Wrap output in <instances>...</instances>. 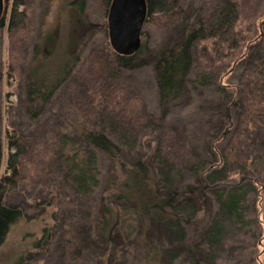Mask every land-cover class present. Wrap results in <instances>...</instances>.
I'll list each match as a JSON object with an SVG mask.
<instances>
[{
  "label": "rangeland",
  "instance_id": "374dc122",
  "mask_svg": "<svg viewBox=\"0 0 264 264\" xmlns=\"http://www.w3.org/2000/svg\"><path fill=\"white\" fill-rule=\"evenodd\" d=\"M14 1L3 0L0 25V177L6 175L7 133L13 130L23 150L17 184L7 190L3 202L18 207L22 217L0 246V264H264V119L255 117L258 122L247 126L246 102L239 95L224 135L215 111L219 76L216 81L213 75L220 68V83L237 87L250 77L258 80L253 74L258 69L264 78V65L258 66L264 62V0H234L240 11L234 28L241 38L239 48L229 52L227 44L217 40L197 42L181 94L167 102L158 99L155 60L184 37L196 18H205L215 0H182L180 16L156 15L145 22L141 64L134 65V58L113 82H105L98 72L99 61H112L115 55L108 39L109 7L102 0H84L81 15L70 8L71 0H22L26 24L10 31ZM48 30L57 39L65 37L52 47L54 57L62 59L63 43L73 33L70 53L77 58L68 79L35 115L26 100V79L35 63L34 46ZM224 54L230 55L225 59ZM110 66L115 69L114 63ZM257 100L264 105V90ZM81 125L104 132L130 155L137 152L157 166L180 167L179 191L193 183L197 164L214 159L207 139L211 133L216 152L233 153L240 177L223 179L205 191L204 204L180 206L158 223L144 224L133 210L114 201L123 228L108 248L94 222L107 160L83 142ZM82 159H92L89 170L98 181L81 192L71 164ZM241 180L238 192L243 197L234 214L223 202L226 185ZM47 226L49 243L35 249Z\"/></svg>",
  "mask_w": 264,
  "mask_h": 264
},
{
  "label": "trees",
  "instance_id": "16d2710c",
  "mask_svg": "<svg viewBox=\"0 0 264 264\" xmlns=\"http://www.w3.org/2000/svg\"><path fill=\"white\" fill-rule=\"evenodd\" d=\"M102 2L109 7L111 0H102ZM181 2L182 0H145L147 12L145 22H151L156 15L180 16L183 10ZM22 5V0L14 1L8 18V30L12 31L25 26L27 14ZM69 6L81 15L84 0H71ZM239 17L238 4L234 0H215L210 13L205 18H196L192 28L185 33L177 44L160 51L154 63V69L157 72V95L160 102H167L180 96L186 75L193 64L191 49L197 42L217 40L222 44H227L229 52L239 48L241 38L234 30ZM2 23L3 19L0 21V25ZM68 34L63 43L62 59L54 57L52 47L58 40L61 43L65 37L57 39V36L48 30L34 46L33 61L35 63L31 66L30 77L26 79L28 88L26 100L33 114L38 112L40 106L53 97L72 71L71 65L77 57L70 53L74 35L73 33ZM141 49L142 46L130 56L115 53L112 61L109 62L100 60L98 72L103 80L105 82L117 80L123 70L129 68L131 63L134 62V58L136 59L134 65L141 64V61H138V57L142 52ZM40 54H42L43 59L40 58L39 61L37 56ZM229 55L224 54L223 57L227 59ZM110 63L115 64V69L109 68L111 67ZM262 65H264V62L261 61L258 66ZM257 71H253V74L254 77H258V80L250 77L248 83L246 82L242 87L220 83V75L223 74L220 72V68L217 69V73H213V75H216L214 76L216 81L219 76L217 81L219 101L215 111H217L218 118L223 122L221 124L223 131L229 128L228 125L231 123L229 120L234 118V112L232 111L237 107L236 103L239 95L246 102L244 104L246 107L245 113L243 114L246 116L243 122H246L247 126L249 122H258V118L264 119V105H259L260 101L257 100L260 97V91L264 90V78L260 77ZM259 81L262 83L259 84ZM257 105L258 107H255ZM221 128H219L220 131ZM228 131L226 129L225 134H223L226 135ZM80 135L89 148L103 153L107 160V173L104 186L98 193L99 203L96 207L97 214L94 222L99 228L98 233L101 239L106 242L108 248L112 246L115 232L123 228L120 224V212L114 201H119L133 210L134 214L137 215V220L144 222V224L163 222L168 220L172 215L171 212L177 210L180 206H190L196 203L204 204L205 191L216 184H221L219 182L228 177L237 179L240 174L233 167L234 155L231 150H223L220 153L215 151L216 137L214 135L211 138V133L207 139L213 144L209 143V146L211 145L209 149L215 157L211 162L206 160L197 164L196 171L193 174L194 181L191 185H188L189 187H186V191H179L176 187L179 182L177 174L182 171L180 167H169L164 163L157 166L148 157L137 152L130 155L128 149L111 140L104 132L84 125L80 126ZM7 141L10 152L6 161V175L0 177V246L4 243L11 226L22 217V212L18 207L6 206L3 202L7 190L17 184L19 162L23 150L22 140L13 130L8 131ZM1 155L0 139V167ZM164 160L166 161L165 158ZM91 161L92 159H82L79 163L72 162L71 164L73 166L71 172L75 175L73 177L74 182L81 192L86 188L92 189L91 182L98 181V177L90 173L89 165L93 164ZM187 162V158L184 159V164H187ZM213 163L216 164L212 165ZM240 184H242V180L239 183L226 185L225 193L227 196L225 195L223 202L227 205L228 210L234 214L236 213L237 202L243 197L238 192ZM249 186L256 188L254 183ZM50 237V229L47 226L42 230L40 238L34 242L33 247L35 249L43 248L44 244L49 243ZM78 249L81 250V248ZM16 264H21V262L18 261ZM191 264H198V262L192 260Z\"/></svg>",
  "mask_w": 264,
  "mask_h": 264
},
{
  "label": "water",
  "instance_id": "95a60500",
  "mask_svg": "<svg viewBox=\"0 0 264 264\" xmlns=\"http://www.w3.org/2000/svg\"><path fill=\"white\" fill-rule=\"evenodd\" d=\"M2 8L0 0V16ZM146 14L145 0H111L107 30L110 47L116 54L130 56L139 50Z\"/></svg>",
  "mask_w": 264,
  "mask_h": 264
},
{
  "label": "flooded vegetation",
  "instance_id": "af4514ba",
  "mask_svg": "<svg viewBox=\"0 0 264 264\" xmlns=\"http://www.w3.org/2000/svg\"><path fill=\"white\" fill-rule=\"evenodd\" d=\"M3 10H2V14H1V16H0V21L2 20V18H3V14H4V4H3V8H2Z\"/></svg>",
  "mask_w": 264,
  "mask_h": 264
}]
</instances>
